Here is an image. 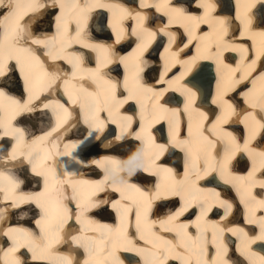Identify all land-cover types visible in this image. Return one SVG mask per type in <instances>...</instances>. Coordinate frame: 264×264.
Listing matches in <instances>:
<instances>
[{"label": "bare ground", "instance_id": "bare-ground-1", "mask_svg": "<svg viewBox=\"0 0 264 264\" xmlns=\"http://www.w3.org/2000/svg\"><path fill=\"white\" fill-rule=\"evenodd\" d=\"M23 1H26V0H10V2H11V4H13L14 5V7H13V9L12 10H10L9 11V9L7 8V10H2V11H0V25L2 26V28L3 29H8L9 30V26L8 25H5L4 24V22L3 21H5L7 18H8V16H10V15H12V16H16V17H18L19 18V15L22 17V19L23 20H27V19H29V20H27V21H22V26H24V24H25V26H26V23H28V22H32V21H34V24L36 25L34 28H36V31H38V33H37V36H35V38H34V41H39V42H43L44 40H45V38H44V33H46L47 32V30H49L50 28H51V25H52V23H53V20H52V18H51V16H50V14H47L46 13V11L44 10L42 13H39V14H41V15H36V16H33V15H35V14H17V11H18V7L20 6V4L23 2ZM35 1V0H34ZM50 2H53V0H49ZM167 0H158V1H156V5L154 4V1L153 0H142V3H143V5H144V11H145V13L146 14H148V15H150V16H153V17H156L157 15H159V14H152L153 12V10L155 9V10H157L158 9V7L159 8H161V9H166V6H165V2H166ZM196 1H198V0H196ZM195 1V2H196ZM222 2V4L223 5H225V6H227V8H226V10H228L229 11V9L231 8V6H232V0H218L216 3H218V2ZM254 1H258L259 3L258 4H256V6H253V4H250V5H248L247 7L249 8V9H257V11L259 12V13H262L263 14V16H264V0H254ZM9 2V0H5V3L7 4ZM58 2H59V0H58ZM73 3V4H77V2H78V0H68V2L67 3ZM35 4H36V6L33 8V9H36V7L39 5V4H41V2H40V0H38L37 2H34ZM66 3V5H65V7L67 8L68 6H69V4H67ZM96 4L97 3H95V6H96ZM151 4H154L155 6H156V8H154V9H152V10H150V7L148 6V5H151ZM190 4V3H189ZM188 4V5H189ZM198 4H199V2H198ZM21 5H23L24 6V4H21ZM158 5V6H157ZM78 6H80V4L78 3ZM12 8V7H11ZM158 10H160V9H158ZM163 11V10H162ZM244 11H246V8L244 9ZM257 11L255 10V12H254V14H256L257 13ZM163 12H165V11H163ZM9 13H11V14H9ZM21 13V12H20ZM60 13L61 12H59L58 13V16H56V18H58L59 17V15H60ZM65 13L66 14H72L70 17H68V18H70V20L74 23V25H76V24H80V18L79 17H77L78 16V9H72L71 10V12L69 13L68 11H65ZM156 13H158V11H156ZM30 15H32L31 17H30ZM110 15H112V16H115L114 17V21L117 19V14H110ZM228 15H230V14H228ZM160 16H162V15H160ZM30 17V18H29ZM164 17V16H163ZM171 17H172V20L169 18V19H167V20H165V25L163 26V31L164 32H171V33H173V34H176L177 32H178V30L180 29V28H183L184 27V25H183V22H184V19H181V20H178L177 21V19H175L174 20V18L176 17V15H171ZM66 18L67 17H62V18H58V19H56V20H54V23H56L57 24V27H59V26H61V29H60V31L58 32V31H56L54 34H58V33H62V34H64V39L67 37V36H69L70 34H71V31H67V32H64L65 31V29H66ZM72 18V19H71ZM259 19L260 21L263 19L264 20V18L262 17H255L254 19L256 20V19ZM179 22V23H178ZM189 22H191V20H189ZM93 25L96 27V29H95V32L97 33V34H101L103 31H104V28H105V25L103 24V26L102 25H100V22H98L96 19H94V22H93ZM174 25V26H173ZM38 26V27H37ZM106 27L108 28L109 26H107L106 25ZM167 27V28H166ZM203 28V26L202 25H200L199 26V29H202ZM67 30V29H66ZM184 31V30H183ZM182 34V33H181ZM181 34L179 35V37H181L182 38V36H181ZM243 35H246V34H248L246 31H243V33H242ZM121 36H123V34H120V37ZM262 36V39H264V33L261 35ZM118 35L116 36V39L117 38H120ZM181 38H178L177 40H178V42H179V44H181V49H184L185 47H186V45L188 46L191 42H192V40L194 39L193 38V36L192 35H190L189 37H187L184 41H182V39ZM49 39H50V41L47 43V45L48 46H51V45H53V44H55L56 42H57V45L59 44V43H61V41H58L57 40V38L56 37H54V36H50L49 37ZM116 39H115V41H116ZM125 39V38H124ZM124 39H121V40H124ZM149 40V39H148ZM0 43L1 44H3V45H8L9 44V42L7 41V40H5V38H2L1 40H0ZM147 43H148V41L146 40V42H145V44H144V46H146L147 45ZM83 47H86L87 46V43L86 42H84L83 43ZM71 48V47H70ZM62 49H63V52H62V55H64L65 54V52H66V43L65 42H62ZM71 49H74L73 47L71 48ZM78 47L77 48H75L74 49V51H73V54L72 55H77L79 52H78ZM232 50H233V48H230V49H228V50H226L225 52H227V56H229V55H231V52H232ZM250 51L248 50H245L244 51V53H246V56L248 55V53H249ZM257 57V56H256ZM205 61H208V58L205 56ZM256 59V58H255ZM250 60V62L249 63H247L246 64V67H245V72H244V74H249L250 72H251V70H253L254 71V66L255 65H258L259 64V61H256V60ZM57 60H59V58L58 57H54V58H52V60H50L49 62H51L52 63V66L54 67V66H56L57 65ZM61 60H63L62 58H61ZM68 60H69V58H68ZM120 60H122L121 58H120ZM211 60V59H210ZM109 61H111L112 62V64H113V66H115L114 68H117L116 66H117V63H114L113 61H116V57H110L109 58V60H108V62ZM191 61H192V63H194V65H192L191 66V64L189 63V66H188V68L186 69V71H184V73H182V74H180V75H178V76H176V77H172V78H170L171 79V82H170V84L168 83L167 85H165V86H163V84L161 83L163 80H165L166 79V77H169V75L170 74H174L176 71H177V67H178V65H177V62H174V61H170L169 63H168V65H169V67H167V70H168V72H164V74L162 75V78L160 79V80H157V81H159V83H156V84H152V86H151V88H152V90L153 91H156V92H158V95H162V94H164L167 90L170 92V93H168V94H165V96H167V97H163L164 99H162L161 101V103H167V99L168 98H170V102H168V103H170V106H173V107H171V109L172 110H168V111H173L174 109H175V107L177 106L174 102H173V100H176V95L178 96V97H180V95H182V96H184V98L186 99V103H188L189 101H191V103L194 101V97L197 95V96H202L203 95V93H205V91H206V89H208L209 88V85H210V82L211 81H213L212 80V77H214V76H212V71L211 72H209L208 71V69H207V67H206V65L203 63L204 62V60H203V58H202V56L200 57V55H197V56H194V58L192 57V59H191ZM253 61H255V63H253ZM180 62L181 63H184L185 62V60L183 59V60H180ZM61 63V62H60ZM60 63H58V66H60ZM106 65H108V63H107V53L106 52H104V51H102V52H100L99 54H98V56H97V64H96V67H95V69H94V71L98 68V67H102L103 69H104V67L106 66ZM125 65H126V63H123V66L125 67ZM194 66H197L198 68L197 69H195V71H194ZM157 64H154V65H151V63L149 64L148 63V61H144V62H142L141 63V68L142 69H147L146 70V74H144L145 75V77H150L151 79H153V80H155L156 79V77H159L158 76V73H157ZM233 68V70H236L237 69V66H233L232 67ZM60 71H62V68L60 69ZM140 71V70H139ZM131 72H133V70H132V68H130V69H128V74H132ZM143 72V71H142ZM87 73H88V70H83V71H79L78 73H76V75H74V76H82V78L83 79H87ZM222 73V71H220V70H217V75H219L218 76V78H215L217 81H220V77H221V74ZM19 74V73H18ZM211 75V76H210ZM100 76L102 77L103 76V70H102V72L100 73ZM242 76H244L243 74H242ZM60 77H61V82L63 83V84H67L68 86H70L71 87V85L73 84V83H75L76 82V80L75 79H72V78H66L65 77V75H64V72L62 71L61 72V74H60ZM92 77V76H91ZM254 77H255V79L257 80V81H254V82H256V83H259V84H264V74L263 75H259V74H257V75H254ZM192 78V79H191ZM188 79H191V81H192V85H193V87H194V89H186V87L184 86V83L183 82H180L181 80H188ZM15 80H17V76L16 75H14V76H12V78L10 79V81H9V83H10V89H14V90H16V91H18V90H20V87L19 86H17L18 85V81H15ZM94 82L98 85V87H100V85H101V83H102V79H100V80H97V78L96 77H92V80H91V84H94ZM164 82V81H163ZM165 83V82H164ZM258 84V85H259ZM23 86L25 87V82L23 83ZM230 86L233 88L234 86L232 85V84H230ZM229 86V87H230ZM183 87H185V88H183ZM260 87V86H259ZM133 88L135 89V86L133 85ZM132 88V89H133ZM146 91V90H145ZM233 91H235V89H233ZM176 92V93H175ZM220 93V90L218 89V88H216V92L214 93V96H213V101H216V102H218V100H219V97H218V94ZM247 92V90L244 92V93H246ZM93 94H94V92H92ZM174 93V94H173ZM176 94V95H175ZM220 95H221V93H220ZM263 95V96H262ZM149 96V99H154L155 97L151 94V92H146L145 93V97H148ZM258 97H261L262 96V98H261V100H260V104H263L264 105V94H260V95H257ZM20 98H21V96H20ZM231 98L234 100V101H236V103L238 102V99H237V97H236V93H233L232 95H231ZM221 99V101H226L227 99L226 98H224V96H222V98H220ZM156 100V103H159V99L158 98H156L155 99ZM228 101V100H227ZM248 101H251V100H248ZM228 103H229V101H228ZM236 103H234L233 104V108H236L237 109V105H236ZM239 105H241L240 103H239ZM129 105H127V106H125L124 108H122L121 109V111H123V112H126V111H130V109H129ZM190 107H191V104H190V106H189V109H190ZM246 108H248L247 106H246ZM191 109H192V107H191ZM161 113H158V118L159 119H162V113H164L165 112V110L163 109L162 111L160 110V109H158ZM223 111V109H221V112ZM229 111V110H228ZM192 112H193V114L194 113H199V114H201L202 112H199V111H195L194 109L192 110ZM45 113V112H44ZM44 113H43V115H44ZM223 113V112H222ZM248 114H246V116L243 118L244 119V122H245V124L246 125H248V127H258L259 125H260V123L259 124H257V125H254L255 124V122H254V124H252V122L250 121V117L249 116H253V118L254 119H256L255 117H258V112L255 110V112H254V114H251L252 112H247ZM12 114H14V113H12ZM165 114L167 115V112H165ZM164 114V116H166ZM43 115H40L39 116V118H41L40 120H41V122H37V121H35L34 123H33V121H31V120H33V119H35V118H32L30 121H28V122H26L25 120V123H29L30 125H36L37 127H40L41 125H42V123H45V121H46V118H47V116H46V118H44L45 116H43ZM8 116V115H7ZM6 116V118H3V120H4V122H5V124H9L11 127H15V128H17L15 125H11L10 124V121H12V120H14L13 119V116H9V117H7ZM223 118V115L221 114L220 116H217L213 121H211L209 124H208V128H210V129H213V131H216V129L214 128V125H215V123H216V120H217V118ZM104 118H105V116H104ZM201 117L200 116H197L196 117V121H199V122H201ZM257 121H260V118H257L256 119ZM104 121H106L105 119H104ZM0 123H2V122H0ZM104 123V122H103ZM231 123H233V121L231 122ZM230 123V124H231ZM234 124V123H233ZM233 124H231V125H233ZM107 125V124H106ZM110 127V129L112 128V126H109ZM79 129H81L82 131H83V129L82 128H80L79 127ZM199 130H201V127H199ZM81 131V132H82ZM104 131V130H103ZM102 130H100V132H103ZM123 131H124V126H119V128H118V132H117V136H121V134L123 133ZM218 132V130L216 131V133ZM89 133H90V129L89 130H87L86 131V136L85 137H83V136H80V135H76V134H74L73 133V136H74V139L73 140H75V141H70V142H68L69 144H71V147H72V145L73 144H79V142L80 141H86L83 145H81V146H79V147H77L76 149H82V150H86V149H93V150H91V152L92 153H90V155L91 154H93V157H94V153L98 150V148L97 147H93L95 144H97V141H96V136L94 137V134L93 135H91V136H89ZM141 133L142 134H147L148 132H147V130L145 129V130H143V131H141ZM165 133H167V131H165ZM254 133V135H255V132H253ZM105 135V132L103 133V136ZM199 138L201 137L200 135L198 136ZM233 137H235V136H233ZM251 137V136H250ZM58 140V139H57ZM113 140V143H111V145L112 146H114L115 148H117L118 149V151L120 152V153H123L124 154V156H126L127 157V159L129 160L130 158H132L133 156H132V153H133V146H134V144H135V142L134 141H137V140H134L133 139V137H131L130 135H126V136H123V138L122 139H120V140H117L116 138L115 139H112ZM111 140V141H112ZM202 141H205L204 140V138H201V141L200 142H202ZM100 142V141H99ZM102 143L103 142H109V141H107V140H102L101 141ZM37 149H39L40 147L38 146V145H36L35 146ZM146 146H143V148H145ZM75 149V150H76ZM192 149L194 150V151H197V152H201L202 151V148H199V143L198 142H196L195 140H192ZM96 154V153H95ZM169 155H170V157H172V158H176L177 157V153L175 152V150L173 149V150H170L169 151ZM123 160V162H125V161H128V160ZM94 161H96V162H99V164H104L105 163V161L102 159V158H100V159H95V158H93V160H89V159H86L85 161H84V166H86L87 168H89V169H91V168H94L95 166H94V164L92 163V162H94ZM113 163V162H112ZM209 170L211 171V173H212V168H209ZM51 171H52V168H49L46 172L48 173V174H50L51 173ZM151 171H152V169H149L148 170V173L149 174H151ZM219 171V170H218ZM7 172H8V169H6V168H0V173H3V174H7ZM30 179L32 180H35L34 179V177H31V175L30 176H28V178H27V181H26V184L27 183H30L31 181H30ZM151 179V178H150ZM70 181H74L73 179H70ZM222 181L224 182V184L223 185H218L217 186V189L218 190H216V192H226V189H229V186H228V184L229 183H233L235 180L233 179V178H231V177H229L228 176V173H226V175L225 176H223L222 177ZM90 182V179H88L87 180V183H89ZM150 182H152L151 180H150ZM200 183L201 184H207V183H209V181H207V180H200ZM9 185L10 184H6V183H2V182H0V188H2L3 190H4V193H5V199L4 198H0V209L3 211V212H6V213H12L14 216H16V217H22V218H24V219H27V218H29L30 217V214L32 213L31 211H32V204H27L26 206H25V208L23 209V210H19V209H17V210H14L13 208H12V206H13V203H11L10 202V200L8 199V193H9V191H10V188H9ZM115 186V184H113V187ZM101 188H102V185H96L95 184V182L94 183H89V184H87L86 186H85V192H84V194L85 195H88L89 197H87V198H89V203H90V205H91V207H92V205H98L97 207H93L94 208V210L95 211H100V212H102V213H106L107 212V206H106V201H108L109 200V196L107 197V195H108V192L109 191H105V192H103L102 194H101V197H100V199L97 201L96 199H94L93 197H91L92 195H95V196H97L99 193H100V190H101ZM208 191V190H207ZM237 192H238V194L240 195V196H242V197H246V199L247 200H249L251 197H249V192L248 191H245V190H243L240 186L238 187V189H237ZM11 196V195H10ZM9 196V197H10ZM16 201H18V198H16L15 199ZM120 201L122 202V203H126L127 202V197L126 196H123L121 199H120ZM162 201H164V200H160V202L162 203ZM216 202H218V199H216V193H213V192H211V191H208V196H207V198L205 199V200H203L201 203L202 204H205L207 207H209V206H211L213 203H216ZM165 204V203H164ZM161 205V206H165V205ZM45 208V207H44ZM158 209H161V207H159ZM177 212H179V211H177ZM82 212H80L79 213V215H78V219L79 220H82L83 219V221H84V214H81ZM211 214H214V216H215V212L213 211ZM238 215H240L239 213H238ZM212 216V215H211ZM172 217V215L168 218V219H170ZM179 217L180 216H177L176 215V218H177V220L179 219ZM189 217H190V214L189 213H186V214H184V215H182L181 217H180V220H189ZM46 220V219H45ZM44 220H40L39 222L40 223H42ZM84 224H85V226H86V228L84 229V233H83V235H82V238H81V240H80V247H79V250H78V254L77 255H73L70 259L73 261V262H75V261H79V264H81L82 262H83V258L82 257H84L83 255H82V253L85 251V248H86V242H88V240L90 239V236H91V234H90V236H89V232H90V230L89 229H91L92 228V226H93V223H91V224H87V222H84ZM164 225H165V223H164ZM236 226L237 227H240V228H244V229H247V226H245L244 225V227L241 225V224H236ZM95 227V226H94ZM193 226L191 225V228H192ZM96 228V227H95ZM191 228L189 227V231H191ZM262 227L260 226V229H261ZM39 229L40 230H44V229H42L41 228V226L39 227ZM8 230H12V227H10V228H8ZM17 230H15V232H16ZM5 232H7V229H5ZM141 232H142V235L143 236H148V231L146 230V229H144V228H142L141 229ZM11 233V232H10ZM10 233H8L9 234V236H10ZM241 233H243V230H238V231H234V234L235 235H240ZM12 234V233H11ZM128 235V234H127ZM241 238H243V242H242V244H244V245H248V241H247V239L246 240H244V238H246V236L244 235V236H241ZM31 244H36L35 245V248L37 249V252H38V255L37 254H33V256L32 257H39V256H41V257H43V258H47V257H51V254L49 253V251L47 250V248L46 247H44V246H49L48 245V243L46 242L45 244H43V243H40V244H38V240H36V239H34V240H32L31 241ZM20 245V244H19ZM19 245H17V246H19ZM44 245V246H43ZM182 245H184L183 247L185 248L186 247V245L183 243ZM263 247H264V245H262ZM135 248V247H134ZM19 248H17V250H18ZM123 249H125V252L124 253H126L125 255H124V257L127 259V261L129 262V258H131L133 255L131 254L132 253V251L131 250H135V249H133V247L131 246V245H129V244H124V243H122V244H117V243H113V244H111V250H113V251H117V250H123ZM128 251H129V253H128ZM10 251H9V256H11L10 255ZM22 254H24V252H22ZM112 255V251H110V252H108V256H111ZM26 256H27V254H26ZM173 256V255H172ZM262 257H264V255H262ZM11 258V257H10ZM9 258V259H10ZM7 259H8V256L7 255H5V258H4V261H7ZM13 261V259L11 258V262ZM260 261H262L261 260V258H260ZM109 262H110V264H117V262H116V257L115 256H112V257H110L109 258ZM134 262V261H133ZM251 262H253V263H256V264H259L256 260H252ZM31 263L32 264H42V263H38V261L37 260H32V258H31Z\"/></svg>", "mask_w": 264, "mask_h": 264}, {"label": "snow or ice", "instance_id": "snow-or-ice-1", "mask_svg": "<svg viewBox=\"0 0 264 264\" xmlns=\"http://www.w3.org/2000/svg\"><path fill=\"white\" fill-rule=\"evenodd\" d=\"M189 2H191V0H189ZM11 7H14V5L11 4L10 0L7 4L5 3V0H0V11L4 10L6 8H11ZM44 7H46V5L39 4L36 9H33V11L34 12L38 11L40 8H44ZM52 7L54 9L57 7L56 0H53ZM201 7H205V5L201 4ZM176 11L182 12L183 10L182 9H176ZM197 19H199V18L198 17H191V16L189 17V20H197ZM201 23L206 24L207 22L201 21ZM12 32H13V29L9 28L8 33L5 34V37H4L5 40L9 39V36L11 35ZM16 43H19L18 36H11V40H10L8 45L0 44V99H5L9 102L10 105L18 107V111H16L13 114V119L16 120L17 122H19L20 119H24L26 122H28L38 112L51 113V112L56 111L57 109H63L64 106L62 104H59V103H57L56 105L44 104L42 108H37L36 103L34 101H39V99H40L39 97H32L26 103L22 104L21 101L16 100L13 97L9 96L8 93L5 91V89L10 88L9 81H10V78L12 76L19 73L18 79L27 80L28 74L30 73V66L23 63L21 61V58L18 55L13 54V52L11 51L12 46ZM33 43L38 44L40 42L39 41H33ZM115 43L120 44L121 39L117 38ZM186 47H187V45H186ZM144 51H146V49L141 50V55L143 54ZM113 62L117 63V66H118L119 63H123V60L113 61ZM253 63H255V61H253ZM136 67H137L136 63L133 62L132 68L135 69ZM102 70H103L102 67H98L92 73V77L102 79V77L100 76V73L102 72ZM140 71H143V69L141 68ZM137 75H138V73H137ZM92 77H89L88 80H86L85 82H90L92 80ZM60 79H61V77L58 75L54 77L53 84L56 87H59V85L56 84V81H59ZM104 83L106 85V93L107 94L104 97L102 102L105 106H109V107H100L97 110L96 105L99 101L97 100V98L93 97V98L88 100V114L83 120V123H85V124H89V123L93 124L94 125V131L100 130L101 125L96 124V121L99 119V115L104 114L105 112H107V115H105V120H109L112 123H115V121L112 120L110 107L117 106L114 103L116 90L120 89L121 94H123V91H127V89H128L127 80H125V82L123 84H121L119 81H117L115 84H112L111 81H105ZM238 83H242V82H238ZM52 86L53 85H50L49 88L51 89ZM90 86H94V84H91ZM24 90L26 92L27 87H25ZM134 99H135L134 96L129 95L128 99L119 102V106L127 104V103H129V101L134 100ZM69 103L71 105H76L77 101L72 100ZM213 103H216V101H213ZM224 103H225V111H228L232 108V105L230 103H228L227 100ZM190 104H191V101H189L186 104L185 109L183 111H181V110H174L173 111L172 115H173L174 121L176 120V118L178 116H182V115H185L187 113V110H188V107L190 106ZM64 110L67 111V109H64ZM259 112H260V121H261V123H260L261 138L264 139V107H260ZM70 119H71V117L69 118V120L65 121L64 125H57L55 128L52 129V131L48 132L47 135L48 136H52L53 134L59 135V133L61 131H63L64 127L70 122ZM204 119H205V121H209V118L207 116H205ZM133 123H139V121L136 120L133 116L125 117L124 118V125H125L124 131L121 134V136H117L116 139L120 140L123 138V136L132 135V133L129 129L131 128ZM225 123H226V120H222L221 118L218 117L216 120V123L214 125V128L218 131L222 130L223 125ZM187 130H188L189 135H191V127L190 126H187ZM0 133H2V135H0V168L7 167L8 165H12L13 168H15L18 172H20L21 175L24 176L25 180H27L29 175H34V176L40 177L42 180H45V182H46L47 173L44 171H39V172L36 171V167L34 166V162L37 161L38 159H40L41 153L36 149H32L31 151H28L27 156L24 155V152H19V153L17 152V148L19 146L26 145L24 130L22 128L11 127L9 124L0 123ZM205 133L207 135H204ZM93 134H94V132H90L89 136H91ZM200 134L204 137V140L206 141V143L204 145V149H203V151L206 154L207 147L213 146V144H214V140L216 139V132L213 131V129L208 128L207 125H205L200 130ZM182 135H184V128L178 127L175 131V137L178 140V138L181 137ZM228 135L230 136L231 134L229 133ZM209 137H212L213 139H209ZM135 138L137 140H142L146 147H150L152 145V143L154 142L153 138L147 134L137 133ZM13 140L15 141V145L13 146V151L8 152L6 145L11 143V141H13ZM177 140H170L169 145L171 147H183L185 144L188 143L187 140H183V141H179V142H177ZM85 142L86 141H80L79 144H73L71 150H69L67 152H63V153L57 152L54 161L45 160V162L46 163H55L57 173L62 174V173H59L60 165L57 162V161H59V158L61 156L71 158V160L73 162V166H75L77 163H82V161L76 160L75 149L77 147L83 145ZM49 143H51V141H49ZM215 146L219 150V148L222 147V144H216ZM168 147L169 146H166V145L159 146V149L156 152L154 159L159 161L160 157H162L165 153L168 152ZM246 150H247V145H245L244 149H240V151H246ZM261 154L264 155V153H261ZM85 155H87V152H85ZM93 163L98 164V166H100V167H106L109 170V172H110V176L108 178L109 182H117L114 179V170L116 167H122V168L126 169V175L129 177L133 176L137 170L147 171V169L145 168V165L143 163V151L138 152L135 156L130 158L128 161L123 162V165H113V163L111 161H105L104 164H99V162H96V161H94ZM21 165H23V171L22 172L20 171ZM160 171L164 172V173H170L171 169H160ZM262 174H264V170H262ZM153 175H155V173H153ZM0 182L10 184L13 187V189H15V188H18L20 183H22L23 181H19L13 176H8V175H5L3 173H0ZM119 182L123 183L122 180ZM64 187H65V191H67L72 186L66 183L64 185ZM156 187H157V189H159L160 185L158 184V185H156ZM261 189L264 190V185H261ZM100 191H103V190H100ZM2 194H3V191L0 190V195H2ZM170 195L176 196V195H179V193L176 191H172L170 193ZM41 196H42V194L30 195L27 197V199L21 200V203H34L37 207L43 208L44 206L41 204ZM155 198L156 199H163L165 197L157 196ZM66 199L69 202H72L75 200V196H68V197H66ZM97 206L98 205H95V204L92 205V207H97ZM111 207L116 208L117 204L113 203L111 205ZM51 210L52 209L50 207L44 208L46 215L49 214L51 212ZM184 211H186V209H181L179 212L176 213V215L177 216L183 215ZM76 219H78V218L76 216L75 211H70L69 215L67 216V220L63 221V223H67V221H75ZM35 223L38 225L39 221H36ZM259 239L264 240V236L260 237ZM42 259H43L42 257H32V260H34V261L35 260H42ZM16 264H26V262L16 261ZM66 264H79V261L73 262L71 259H69L66 261Z\"/></svg>", "mask_w": 264, "mask_h": 264}, {"label": "rangeland", "instance_id": "rangeland-1", "mask_svg": "<svg viewBox=\"0 0 264 264\" xmlns=\"http://www.w3.org/2000/svg\"><path fill=\"white\" fill-rule=\"evenodd\" d=\"M36 119L40 120L41 118H39V116H38ZM40 121H41V120H40Z\"/></svg>", "mask_w": 264, "mask_h": 264}]
</instances>
